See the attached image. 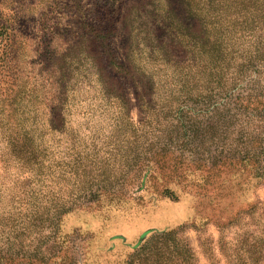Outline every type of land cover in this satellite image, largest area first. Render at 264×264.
<instances>
[{"label":"rangeland","instance_id":"1","mask_svg":"<svg viewBox=\"0 0 264 264\" xmlns=\"http://www.w3.org/2000/svg\"><path fill=\"white\" fill-rule=\"evenodd\" d=\"M172 260L264 264V0H0V264Z\"/></svg>","mask_w":264,"mask_h":264},{"label":"trees","instance_id":"2","mask_svg":"<svg viewBox=\"0 0 264 264\" xmlns=\"http://www.w3.org/2000/svg\"><path fill=\"white\" fill-rule=\"evenodd\" d=\"M165 193L166 192H164V194ZM165 197H167V194H165ZM147 234L148 233L144 234L143 235V238L145 236H147ZM175 234L176 233L174 231H169V232L164 231V232H162V237H166L167 239L172 240V238L176 236ZM166 264H187V263L186 262H183V261H176L175 262L174 260H172V261H168V263H166Z\"/></svg>","mask_w":264,"mask_h":264}]
</instances>
